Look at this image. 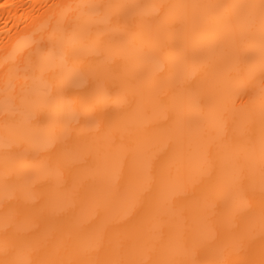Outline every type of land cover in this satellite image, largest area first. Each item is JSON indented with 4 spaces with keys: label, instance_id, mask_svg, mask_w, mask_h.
<instances>
[{
    "label": "snow or ice",
    "instance_id": "1",
    "mask_svg": "<svg viewBox=\"0 0 264 264\" xmlns=\"http://www.w3.org/2000/svg\"><path fill=\"white\" fill-rule=\"evenodd\" d=\"M48 7L0 64V264H264V0ZM220 20L247 37L242 54L196 39ZM160 24L191 39L108 112L115 38L135 47ZM257 58L258 163L256 106L243 101ZM193 108L207 114L196 127Z\"/></svg>",
    "mask_w": 264,
    "mask_h": 264
},
{
    "label": "bare ground",
    "instance_id": "2",
    "mask_svg": "<svg viewBox=\"0 0 264 264\" xmlns=\"http://www.w3.org/2000/svg\"><path fill=\"white\" fill-rule=\"evenodd\" d=\"M101 0H0V64L5 57H13L18 49L26 41H17V36L21 33L30 35L34 27H42L46 18L57 10L48 7L49 5L62 3H92ZM102 2L148 4L157 0H102ZM165 3H188V4H243L253 2V0H159ZM221 15L222 10H213ZM235 30L234 23L228 20H220L217 25L208 33L202 34L196 39L220 40L227 44H235L237 50L242 54L247 37L243 33H237L233 41L232 33ZM191 36L169 32L163 24L152 25L146 28L143 43L135 47H127L120 42L117 36L118 47L114 49L115 58L111 61L107 69L102 70V74L107 81L106 110L108 112H120L126 106L133 94L147 92L148 82L156 72L168 71V56L165 53L174 43ZM258 48V36L256 38ZM258 58L254 67V79L248 83L249 95L243 97V101H248L250 96L256 106L255 135L257 139V163H258V140L260 135L259 125V103H260V82L258 74ZM39 87V85H38ZM3 80L0 77V106L3 103ZM229 89L224 90L223 99L214 102L213 114L216 109L226 102ZM238 104L240 101L237 102ZM79 109L74 108L66 112V118H72L78 114ZM207 119V114L200 113L193 108L189 114V121L193 127L203 123ZM94 125L89 123L85 132L86 135H94ZM237 133L243 129H236ZM91 162V161H90ZM4 164L0 158V202L4 198L3 187ZM97 178H100L99 176ZM0 216H2V203H0Z\"/></svg>",
    "mask_w": 264,
    "mask_h": 264
}]
</instances>
